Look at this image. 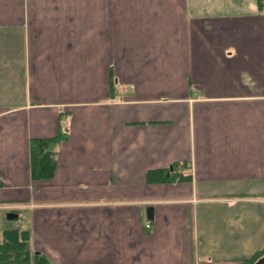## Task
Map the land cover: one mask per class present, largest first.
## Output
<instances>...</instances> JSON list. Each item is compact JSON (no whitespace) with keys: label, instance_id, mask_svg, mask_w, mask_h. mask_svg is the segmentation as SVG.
<instances>
[{"label":"crops","instance_id":"0c3cea01","mask_svg":"<svg viewBox=\"0 0 264 264\" xmlns=\"http://www.w3.org/2000/svg\"><path fill=\"white\" fill-rule=\"evenodd\" d=\"M231 1L0 0V243L29 229L51 264L264 248V6ZM61 131L33 178L31 139ZM184 162L190 179H147Z\"/></svg>","mask_w":264,"mask_h":264},{"label":"trees","instance_id":"16d2710c","mask_svg":"<svg viewBox=\"0 0 264 264\" xmlns=\"http://www.w3.org/2000/svg\"><path fill=\"white\" fill-rule=\"evenodd\" d=\"M259 9L264 6V0H256ZM66 131H61L53 137L32 138L30 141L31 175L33 178L46 179L53 176L57 164L59 144L67 137ZM187 162L173 164V170L154 169L147 173L150 182H165L172 180L190 179L191 175L178 170ZM4 241L0 243V264H51L49 259L39 251L30 247L31 232L26 228H10L3 231ZM264 248L255 252L251 257L244 258V264H253L261 255Z\"/></svg>","mask_w":264,"mask_h":264},{"label":"water","instance_id":"95a60500","mask_svg":"<svg viewBox=\"0 0 264 264\" xmlns=\"http://www.w3.org/2000/svg\"><path fill=\"white\" fill-rule=\"evenodd\" d=\"M170 170H173V166H170ZM147 216L149 219H153V206L147 207ZM19 214L17 212L9 211L7 213V218L10 220L17 219ZM253 264H264V254L261 255Z\"/></svg>","mask_w":264,"mask_h":264},{"label":"rangeland","instance_id":"374dc122","mask_svg":"<svg viewBox=\"0 0 264 264\" xmlns=\"http://www.w3.org/2000/svg\"><path fill=\"white\" fill-rule=\"evenodd\" d=\"M221 1H223V2H230L231 0H221ZM235 1H237V0H235ZM239 1V0H238ZM244 1V6L242 7V9H243V11H245V12H248V11H250L249 10V8H248V3L249 2H254L255 0H243ZM232 2V1H231ZM241 9V8H240ZM229 10V9H228ZM9 206V205H8ZM12 221H14V220H12ZM28 264H32V263H28Z\"/></svg>","mask_w":264,"mask_h":264},{"label":"built area","instance_id":"2783aa9c","mask_svg":"<svg viewBox=\"0 0 264 264\" xmlns=\"http://www.w3.org/2000/svg\"><path fill=\"white\" fill-rule=\"evenodd\" d=\"M146 226L149 227L150 226V221L146 222Z\"/></svg>","mask_w":264,"mask_h":264}]
</instances>
